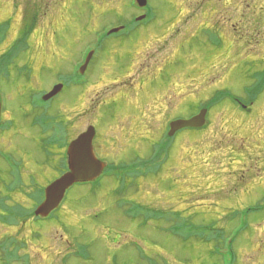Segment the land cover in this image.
I'll use <instances>...</instances> for the list:
<instances>
[{
  "label": "rangeland",
  "instance_id": "rangeland-1",
  "mask_svg": "<svg viewBox=\"0 0 264 264\" xmlns=\"http://www.w3.org/2000/svg\"><path fill=\"white\" fill-rule=\"evenodd\" d=\"M133 2L0 0V182L19 175L27 194L5 202L16 224H0V264H264V0H147L150 22L109 38L144 15ZM108 32L88 83L73 86L85 49ZM59 83L67 88L36 107ZM206 106L207 128L162 143L172 119ZM90 127L105 170L166 160L162 170L127 176L126 186H75L49 222H24L44 203L42 188L69 172L67 147ZM18 203L25 211L10 206ZM135 203L152 216L129 217ZM174 224L220 237L174 233ZM232 234L234 258L224 261Z\"/></svg>",
  "mask_w": 264,
  "mask_h": 264
},
{
  "label": "water",
  "instance_id": "water-1",
  "mask_svg": "<svg viewBox=\"0 0 264 264\" xmlns=\"http://www.w3.org/2000/svg\"><path fill=\"white\" fill-rule=\"evenodd\" d=\"M140 7L147 6V0H137ZM144 19L140 17L138 21ZM118 30H115L117 32ZM89 62V61H88ZM86 66L83 69V73ZM62 90V86H57L45 100L55 97ZM1 114V102H0ZM207 110L188 121H176L171 124L170 136L184 128H200L205 125ZM1 116V115H0ZM95 138V129L90 127L86 133L81 135L69 147L70 173L66 174L46 190V200L37 210L36 215L48 217L55 211L63 201L66 192L77 183L88 182L96 179L104 170L105 165L100 163L94 154L93 140Z\"/></svg>",
  "mask_w": 264,
  "mask_h": 264
},
{
  "label": "trees",
  "instance_id": "trees-1",
  "mask_svg": "<svg viewBox=\"0 0 264 264\" xmlns=\"http://www.w3.org/2000/svg\"><path fill=\"white\" fill-rule=\"evenodd\" d=\"M0 75H3V76H6V77H8V72H7V70L4 68V70H3V72L0 70ZM85 82H87V81H84L83 80V82H76V81H74V80H72L71 81V84H74L75 86H79L80 85V87H81V85L83 84V83H85ZM215 103H216V101H215ZM232 103V102H231ZM206 108H209V106H206ZM48 118H46V117H44V119H43V123L45 122V120H47ZM43 125V124H42ZM50 136V135H49ZM53 139V137H50V141L49 142H51V140ZM49 142H47V144L49 145V147L50 146H53L52 144L50 145L49 144ZM166 142H167V139H165L162 143L165 145L166 144ZM54 145H58L56 142H54L53 143ZM59 146V145H58ZM157 146H160V145H158L157 144ZM165 149H168V144L166 145V147H160V149H159V151L155 154V157H158V155H159V153H163V151L165 150ZM153 161V160H152ZM150 162L149 164H148V166H144V167H136V168H127V169H122V168H112V171H114L115 172V174H114V176H113V179H124L125 181H124V186H126V185H128V181L129 180H127V176H132V177H134V176H136L135 178H140V177H148L149 175H151L152 173L153 174H157L158 172H160L161 170H162V166L165 164V162H166V160H165V162H156V161H154V162ZM7 166H8V169H9V171H10V168L12 167L11 165H8L7 164ZM14 167V166H13ZM11 175H13L11 172H10V176ZM134 184L136 183L135 181L133 182ZM132 186V185H131ZM128 189V188H127ZM127 189H125V190H127ZM2 191H5V195H8V193H11L10 195H8V196H12V197H4L3 199L2 198H0V208H2L4 211H3V214H2V216L0 215V218H1V220H3L4 221V223H6V224H4V223H0V224H2V225H15L16 224V219L15 218H11L10 216H5V211H7V206H6V204H5V202H8L9 201V199H14L15 200V196H16V194L17 193H19V192H21L22 194H24L25 196L27 195L26 194V189H23V185H22V183H21V180H20V176L18 175V177H15V179H13V180H9V182H3L2 184H1V182H0V196L2 195ZM123 191V190H122ZM118 192H120V191H118ZM40 194H41V192H40ZM33 200L35 201L36 200V196L35 197H33ZM4 201V202H3ZM10 206H13V207H15L14 209H16V210H21V211H25V209L18 203V204H10ZM138 206H141V205H138ZM136 207V206H134V208H132L131 210H129V217H131L133 220H135V219H137V218H139V215H140V213H142V212H145V214H146V216L149 218V216H152L151 215V209L150 208H146L145 209V207ZM14 209H12V210H14ZM8 211H11V210H8ZM27 213H31L32 215H33V211H30V212H27ZM168 213L169 212H167V211H165V210H159V215H160V217H161V219H163L164 218V220H166L167 218V215H168ZM32 215H30L27 219H25V218H23V221L24 222H26L28 219H32L33 218V216ZM174 218H176L177 219V215H175V216H173ZM13 220V221H12ZM10 221H12L13 223H11ZM175 223V222H174ZM173 224V223H172ZM175 226H176V228H177V230H178V232H174V233H179V232H184L185 234H188L189 232H191V233H193L194 235H198V236H201V235H199V234H195L194 233V231H203V232H205V234L204 235H202L203 237H206L207 239H209L210 238V234L211 233H215L216 235H217V237L219 236L220 237V232L218 233L216 230H211V229H209V227L207 228V227H186V226H179V225H177V224H174ZM172 226V225H171ZM184 229V230H183ZM234 239H235V236L232 234V235H230L229 236V238L227 239L226 238V241H227V243L229 244V245H222V247H224V248H228V251L225 253L226 254V257H225V259H224V261H232L233 260V258H234V254H233V252H232V250H231V246H230V244H232L233 243V241H234ZM8 239L7 238H5V241H7ZM15 240V245H18V244H25L23 241H19L17 238H15L14 239ZM232 240V241H231ZM8 241H10V240H8ZM84 244H81V246H78L76 249H75V251H76V254H73V255H75V256H77V257H83V256H86V248H85V246H83ZM221 247V246H220ZM220 247H217L218 248V250L220 249ZM219 251H221V249L219 250ZM221 253L222 252H215V255L216 256H218V257H220L221 258ZM72 256V255H71ZM223 262V261H222ZM234 264V263H233Z\"/></svg>",
  "mask_w": 264,
  "mask_h": 264
},
{
  "label": "bare ground",
  "instance_id": "bare-ground-1",
  "mask_svg": "<svg viewBox=\"0 0 264 264\" xmlns=\"http://www.w3.org/2000/svg\"><path fill=\"white\" fill-rule=\"evenodd\" d=\"M103 41H104V40H103ZM103 41H102V43H103ZM163 166H164V165H163ZM163 166H162V167H163Z\"/></svg>",
  "mask_w": 264,
  "mask_h": 264
}]
</instances>
